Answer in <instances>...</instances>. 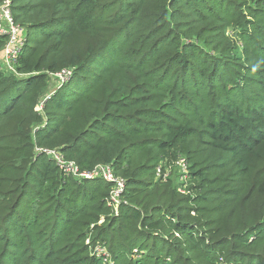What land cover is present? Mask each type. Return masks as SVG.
I'll return each mask as SVG.
<instances>
[{
    "label": "trees",
    "instance_id": "1",
    "mask_svg": "<svg viewBox=\"0 0 264 264\" xmlns=\"http://www.w3.org/2000/svg\"><path fill=\"white\" fill-rule=\"evenodd\" d=\"M10 2L0 264H264V0Z\"/></svg>",
    "mask_w": 264,
    "mask_h": 264
},
{
    "label": "built area",
    "instance_id": "2",
    "mask_svg": "<svg viewBox=\"0 0 264 264\" xmlns=\"http://www.w3.org/2000/svg\"><path fill=\"white\" fill-rule=\"evenodd\" d=\"M10 6H11L10 0H0V36L7 37V43H6L4 52L10 49L12 53L10 63L7 65L8 68H3L2 62L0 63V66L2 70L9 71L11 73L16 74L13 65L16 63L17 58L21 54L23 44H24V41L22 39L19 40L18 35L22 33L23 38H24V32L22 29L15 26L13 18H12ZM4 52L2 56L4 55ZM61 75H64V77L60 79L59 77H62ZM61 75H58V78L59 80L63 81L68 76V73H62ZM38 109H40V107H38ZM64 166L68 169V172L73 173L75 177H83L85 179H91V178L100 176L106 182L114 183L115 187L111 195V200L114 203V205H117L119 203L120 195L124 189V182L120 179L119 180L115 179L109 167H97L92 173L79 174L78 170L72 164H64ZM177 166L181 167L183 171H186L187 173V167L183 160H180L177 163Z\"/></svg>",
    "mask_w": 264,
    "mask_h": 264
},
{
    "label": "rangeland",
    "instance_id": "3",
    "mask_svg": "<svg viewBox=\"0 0 264 264\" xmlns=\"http://www.w3.org/2000/svg\"><path fill=\"white\" fill-rule=\"evenodd\" d=\"M18 37H19V40L22 39L24 41L22 33L20 35H18ZM11 56H12V53H11L10 49L7 50L6 52H4V55L1 57V60H0V63L1 62L3 63V65H2L3 68H8L7 65L10 63ZM61 76L62 77H59L60 79L64 77V75H61ZM56 85H57V82H56ZM175 170H176L177 177H178L177 180L179 182L184 181V179L186 178L185 175L187 174L186 171H183V169L179 166H177ZM99 252H101V251L99 250Z\"/></svg>",
    "mask_w": 264,
    "mask_h": 264
}]
</instances>
